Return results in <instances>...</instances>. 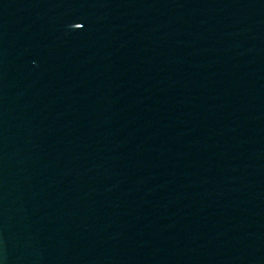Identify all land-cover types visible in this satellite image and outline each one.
Returning <instances> with one entry per match:
<instances>
[{
    "label": "water",
    "instance_id": "1",
    "mask_svg": "<svg viewBox=\"0 0 264 264\" xmlns=\"http://www.w3.org/2000/svg\"><path fill=\"white\" fill-rule=\"evenodd\" d=\"M0 264H264V0H0Z\"/></svg>",
    "mask_w": 264,
    "mask_h": 264
},
{
    "label": "snow or ice",
    "instance_id": "2",
    "mask_svg": "<svg viewBox=\"0 0 264 264\" xmlns=\"http://www.w3.org/2000/svg\"><path fill=\"white\" fill-rule=\"evenodd\" d=\"M72 25H74V28L76 29H82L85 27V24L82 22H76V23H73Z\"/></svg>",
    "mask_w": 264,
    "mask_h": 264
}]
</instances>
